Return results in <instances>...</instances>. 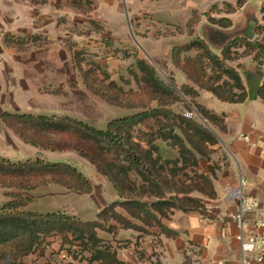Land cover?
<instances>
[{
    "label": "trees",
    "instance_id": "obj_1",
    "mask_svg": "<svg viewBox=\"0 0 264 264\" xmlns=\"http://www.w3.org/2000/svg\"><path fill=\"white\" fill-rule=\"evenodd\" d=\"M34 5H46L47 0H30ZM248 0H238L237 5L225 4V13L233 15L245 6ZM84 4L92 2L75 0L74 6L83 10ZM264 22V7L262 8ZM198 13L186 25L189 44L175 46L172 50L173 66L185 74L191 83L177 88L174 79L162 80L156 69L145 59L136 57L133 71L134 79L142 87L144 97L141 104L124 105L121 101H109L102 92L90 83V76L82 68L84 52L73 51L74 69L81 74L86 87L96 96L111 105L126 109L143 110L141 113L110 122L106 130H96L82 121L69 117H47L29 114H4L3 122L23 142L35 145L32 136H59L70 148L92 159L104 171L122 197L106 207L97 215V220L80 222L65 213L34 214L25 211L31 200L20 194H9L13 199L0 206V264H25L24 259L37 252L44 255L49 238L62 237L61 251L76 258L71 250H66V240L72 238V244L80 243L86 252H92L93 262L102 264H126L117 258L114 248L105 244L99 232L116 235L120 230L134 231L143 236L159 229L168 238H177L178 233L169 230L163 220H168L173 211L184 214L206 212L199 196L211 200L217 199L214 187L216 168L211 167L207 174L200 169L203 160H211L213 147L219 144V135L226 133L225 115H217L200 105L197 99L205 91L222 102L244 104L249 95L238 69L232 66L240 59L254 55L258 69L264 66V45L250 41L245 37L232 38L215 53L203 39L195 37V27L199 23ZM211 23L225 29L233 28L229 18ZM97 31H103L95 21H91ZM259 33L264 31L260 26ZM39 36L26 40L8 37L11 45H37ZM110 43V42H108ZM244 50L240 54L239 51ZM118 52V50H117ZM127 55V53H124ZM79 61L77 64L76 61ZM110 85L117 86L111 82ZM52 95L62 93L55 91ZM259 96L264 100V84ZM158 106L153 108L152 104ZM181 104L184 112L176 113L172 107ZM200 117L205 124L196 120ZM145 125V148L142 141L132 136L133 129ZM59 142V144H61ZM166 144L177 157H165L161 144ZM47 150L60 149L45 146ZM126 177L122 178V174ZM134 173L142 182L145 190L139 198L134 196L136 182L125 180ZM52 183L65 189L89 195L92 185L75 169L67 164H47L41 160L24 164L11 163L0 159V187L3 189L32 190L38 183ZM134 187V188H132ZM140 189V188H138ZM118 209L125 214L118 212ZM45 248H44V247Z\"/></svg>",
    "mask_w": 264,
    "mask_h": 264
},
{
    "label": "rangeland",
    "instance_id": "obj_2",
    "mask_svg": "<svg viewBox=\"0 0 264 264\" xmlns=\"http://www.w3.org/2000/svg\"><path fill=\"white\" fill-rule=\"evenodd\" d=\"M182 1L183 7L191 13L181 14V24L179 26L163 19L165 16L159 12L163 0H137L135 8L132 7L130 0H113V6H107L117 14L116 20L111 19L110 22H106L104 25L93 19L88 24L87 21H83L82 15L78 14L77 8L71 6L64 8L58 16L51 9H47L48 21L38 18L39 21L34 35L33 32L31 34L22 31L20 33L23 37L11 36L13 38L25 37L24 39L39 36L40 39H37V45L30 43V45L13 46L24 54L22 62L12 64L6 61L5 65L1 64L0 66V69L3 70V72H0V159L15 164L41 160L47 164L70 165L77 169L92 185L93 192L85 195L46 182L45 184L38 183V186L32 190L21 191L0 187V206L13 201L8 195L16 193L32 201L25 211L34 214L60 212L80 222H88L97 220V215L111 204L123 201L119 191L109 181L103 169L92 159L79 151L67 150V148H70L69 144L63 141L61 143L59 136H32L31 139L37 146L26 144L6 126L2 116L10 113L69 117L82 121L96 130H106L110 122L141 113L143 110L126 109L111 105L89 90L81 74L74 69L72 49L76 52L82 51L85 53L83 59H80L85 60L82 68L90 76V83L98 91L105 94L109 101L118 100L124 105L133 103L139 105L144 94L142 87L137 84L133 73H131L133 71H130L135 68L136 57L145 59L152 65L165 82L172 78L176 81L178 89L182 87L175 79V74H170L166 71V68L172 63L171 50L175 46L189 44L192 40L188 35L186 23L193 17L194 12L187 6H193L197 3L195 7L197 11L195 12L198 13L200 19L195 27V37L206 42L209 38L211 41L215 40L213 43H207L219 55L221 53V49H219L221 42L217 40V37L221 35L222 32L220 31L226 32L223 35L224 37H244L242 28L246 27L247 21L259 22L256 13L262 7V0H248L247 4L251 10L249 15L244 13L245 7L238 9L233 15H227L224 11L225 4L236 6L238 0ZM95 6V3H92V6L84 4V9L78 10L82 11L89 19L88 15L96 9ZM133 8L136 10V15L132 17L134 14ZM106 10L109 13L110 10L108 8ZM99 15L103 16L105 20L108 19L103 10L99 11ZM210 18L216 20L229 18L233 21L234 26L226 31L211 23ZM91 21H95L102 26L103 31H97L92 26ZM118 25L120 27L118 32L122 39L117 38V35L113 32ZM206 26L214 29H205ZM214 32H219V36L215 35ZM256 33L259 35L258 31ZM124 53H127V55ZM239 53H244V50H240ZM35 57L36 63L33 61ZM253 59L254 55L245 57L232 64V66L236 69L241 66V73L243 77H246L247 68L251 67L250 62ZM239 62H242L243 65ZM76 63L78 64L79 61L77 60ZM173 69L175 72L182 73L174 66ZM255 71L264 75V67L262 70L256 69ZM184 77L186 78L185 74H180L179 81H184ZM111 82L116 83L117 86L110 85ZM187 82L186 85L191 84L188 80ZM55 91H60L62 94L52 95L51 93ZM203 98L204 101H208L210 95L205 94ZM215 104L221 103L215 101ZM255 104H253L255 118L258 122L264 124V103L259 100ZM157 106V102L152 104L153 108ZM213 109L219 111L216 107ZM172 110L176 113L185 111L181 104L172 107ZM195 118L204 125L200 117L196 116ZM132 136L137 141H142V146L145 148V125L134 128ZM45 146L59 148L60 150H47ZM161 146L165 157H177V151L172 152L163 143ZM123 177H126L124 173L122 174ZM129 181L136 182L137 187L133 190V193L136 198H139L136 193L141 195L145 191L141 186V180L134 173H129L128 179L125 180L126 186ZM118 212L125 214L121 209H118ZM98 234L105 244L111 246V241L116 240L115 236L117 235L112 236L104 232ZM69 238L70 240L64 238L66 240L65 249L71 250L73 254L75 253L77 259L73 255H69L68 252L61 251L63 239L60 236H55L47 240L50 245L46 247L44 255L37 252L24 259V263L90 264L92 252H86L85 248L80 246V243L73 245L72 238L70 236ZM139 238H137V243H135L136 238L134 241L126 239L117 241L116 243L120 246L118 249L125 248L129 257L134 256V253L129 250L133 249L131 245H135L136 248L140 246ZM115 246L117 245L115 244ZM92 264L102 263L93 262Z\"/></svg>",
    "mask_w": 264,
    "mask_h": 264
},
{
    "label": "crops",
    "instance_id": "obj_3",
    "mask_svg": "<svg viewBox=\"0 0 264 264\" xmlns=\"http://www.w3.org/2000/svg\"><path fill=\"white\" fill-rule=\"evenodd\" d=\"M74 1L47 0L46 5H34L30 0H0V66L1 64L5 65L6 61L14 64L16 62L20 63L23 60L24 54L22 51L13 47L16 45H7L6 39L8 37H23L20 33L22 31L31 34L33 32L34 35L39 21L38 18H43L46 22L48 21L47 9H51L58 16L64 8L71 6L75 8ZM85 1L95 3L96 9L88 15L90 18L87 19L82 11L75 8L78 14L82 15L83 21H87L89 24L90 20L93 19L104 25V23L110 22L111 19L116 20L117 14L107 6L110 5L112 7L113 0ZM136 1L130 0L134 8L137 6ZM196 4H193L194 7L187 6V8L195 12L197 11L195 8ZM244 7V13L249 15V11L251 10L248 4L246 3ZM263 7L262 5L261 9L257 10L258 13H256L259 22L247 21L246 27L242 28L245 38H247L248 34H251L252 39H247L256 41L261 45H264V31L259 33L258 29L260 26H264ZM107 8L110 10L109 13L106 12ZM100 10L104 11L108 19L105 20L103 16L99 15ZM135 11L132 17L136 15ZM159 12L165 16L163 19L175 26H179L181 24V14H188L190 11L183 7L182 0H163ZM204 28L214 29L209 26ZM119 29L118 25L114 29L115 31H113L117 35V38H121L118 32ZM257 31L259 35H257ZM220 32H222L220 36L219 32H214V34L219 36L217 37V40L221 42L219 49H222L228 40L234 37H224L223 35L226 32ZM26 39L30 40L31 38ZM207 42L213 43L215 40L211 41L209 38ZM33 61L36 63V57ZM239 63L243 65L242 62ZM250 63L252 65L247 68L246 77H243L241 73L242 69L239 70L248 95L251 87L254 88L256 85L260 93V89L264 84V75L255 71L256 69L259 70L257 63L254 62V59ZM166 71L170 72V74H175V79L178 80L181 86L188 84L185 77L184 81H179L180 74L182 75V73L175 72L172 63L166 68ZM0 72H3V70L0 69ZM259 93L255 101H249L248 99L244 104H230L220 101L205 91L200 92V96L197 99L200 105L217 115H225L226 117V133L220 134L219 145L213 148L214 154L211 156V160H203L200 163L201 171L207 174L210 173L211 167L216 168L214 187L217 199L211 200L204 196H199L201 202L206 207L204 214H184L180 211H173L168 220H163V224L169 230L179 234L177 238H168L161 234L159 229H152L151 234L143 236V238H139L141 235L137 232L120 230L115 236L116 240L113 239L111 241L119 261L126 264H241L242 253L240 244L237 241L240 230L234 221L228 219V215L237 212L239 204L232 198L228 188H238L241 179L245 180L247 183L245 187L246 195L257 199L260 203V209L264 210V124L256 120L253 110V104L256 105L255 103H258L259 100L264 103ZM205 94L210 95L208 101H204L203 95ZM215 101L221 104H215ZM215 107L219 111H215L213 109ZM260 219L264 220V214H251L248 216L249 224L246 231L249 234L258 232L255 223ZM135 238V243L138 241L137 238L140 239V246L136 248L135 245H131L133 249L129 251H132L134 256L129 257L126 254L127 249L125 248L118 249L120 246L116 243L117 241L121 239L134 241Z\"/></svg>",
    "mask_w": 264,
    "mask_h": 264
},
{
    "label": "built area",
    "instance_id": "obj_4",
    "mask_svg": "<svg viewBox=\"0 0 264 264\" xmlns=\"http://www.w3.org/2000/svg\"><path fill=\"white\" fill-rule=\"evenodd\" d=\"M262 5L264 6V0H262ZM246 185V181L241 179L238 188H228L232 198L239 204L237 212L228 215V219L234 221L240 230L237 241L242 253L241 264H264V220L260 219L255 223L257 233L249 234L246 231L249 224L248 216L251 214L262 215L264 210L260 209L257 199L246 195Z\"/></svg>",
    "mask_w": 264,
    "mask_h": 264
},
{
    "label": "water",
    "instance_id": "obj_5",
    "mask_svg": "<svg viewBox=\"0 0 264 264\" xmlns=\"http://www.w3.org/2000/svg\"><path fill=\"white\" fill-rule=\"evenodd\" d=\"M247 38L252 39V35L248 34ZM258 86L256 85L254 88L251 87V91L249 92V101H255L258 96ZM204 123V121L202 120ZM205 124V123H204ZM207 126V124H205Z\"/></svg>",
    "mask_w": 264,
    "mask_h": 264
}]
</instances>
